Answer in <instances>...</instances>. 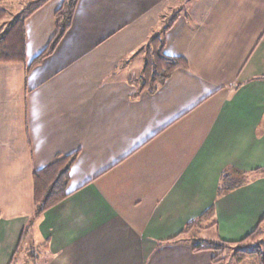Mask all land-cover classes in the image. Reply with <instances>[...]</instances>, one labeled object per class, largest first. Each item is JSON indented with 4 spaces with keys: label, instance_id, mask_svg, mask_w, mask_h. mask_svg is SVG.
I'll use <instances>...</instances> for the list:
<instances>
[{
    "label": "crops",
    "instance_id": "0c3cea01",
    "mask_svg": "<svg viewBox=\"0 0 264 264\" xmlns=\"http://www.w3.org/2000/svg\"><path fill=\"white\" fill-rule=\"evenodd\" d=\"M62 1L24 20L25 62L0 63V264L33 215L32 172L74 152L69 196L32 223L46 264H216L180 235L212 205L210 241L264 230V74L249 68L264 1L78 0L29 68ZM157 35L186 67L135 95ZM224 170L246 180L217 197Z\"/></svg>",
    "mask_w": 264,
    "mask_h": 264
},
{
    "label": "trees",
    "instance_id": "16d2710c",
    "mask_svg": "<svg viewBox=\"0 0 264 264\" xmlns=\"http://www.w3.org/2000/svg\"><path fill=\"white\" fill-rule=\"evenodd\" d=\"M11 0H0V28L2 21L8 15L5 8ZM48 0H41L37 4L28 3L20 9V14L15 16L9 24L0 29V63H24L26 54L24 20L36 9L42 6ZM78 0H63L61 5L54 12L53 36L48 45L29 63L32 68L39 64L41 60L49 56L56 48L58 42L69 29L73 13ZM166 29V28H165ZM164 40L161 35L152 36L148 39L145 47V61L138 77L129 82L135 86L136 94L142 91L154 93L163 84L176 69L185 68L186 61L183 57L167 55L164 51ZM77 153L58 155L45 166L32 172V202L33 215L28 222L32 225L34 220L46 212L48 209L56 206L66 199L68 183L70 178V168L76 159ZM255 173L264 175V169H256ZM245 180L232 177L229 170L222 171L220 181L217 187L216 196L229 192L244 184ZM214 212L213 205L198 217L188 221L184 230L180 233L184 238L193 229L200 227L201 223L208 220ZM24 227L21 232L20 246L26 231ZM263 230L258 225L254 230L247 234L238 242H229L225 240L204 241L198 239V243H192V250H211L213 253L212 261L216 264L222 263L224 255L228 249H233V259L240 264L246 259H256L257 264H264V252L260 250V243L264 242ZM186 239V238H185ZM251 246V248H247ZM12 260L10 261V264Z\"/></svg>",
    "mask_w": 264,
    "mask_h": 264
},
{
    "label": "rangeland",
    "instance_id": "374dc122",
    "mask_svg": "<svg viewBox=\"0 0 264 264\" xmlns=\"http://www.w3.org/2000/svg\"><path fill=\"white\" fill-rule=\"evenodd\" d=\"M33 1V2H32ZM41 0H11L9 4L5 5V8L8 10V15L1 23V28L5 27V25L9 24L15 18L18 13L20 14V9L27 5L28 3L37 4ZM255 2L264 1V0H254ZM0 28V29H1ZM264 47V44H263ZM260 53V52H259ZM256 53L254 56L249 68L254 74V76H259L261 73L264 74V57ZM232 177H237L240 179L246 180V174L235 173L231 171ZM36 220V219H35ZM34 220V221H35ZM28 223V222H27ZM27 225L26 231L24 233L23 239L20 243V246L16 247L19 243L17 242L16 247L13 249L12 256L10 261L12 260L11 264H46L48 261V252L44 248V243L40 242L38 237H36L34 230L32 229V225ZM212 225V220L203 221L200 227L193 229L187 236H185L186 240L192 243H198V239H202L204 241H210V239L214 238V234L216 229ZM264 229V226H263ZM21 235V234H20ZM264 236V230H263ZM262 236V237H263ZM247 248H251V246H247ZM260 250L264 252V242L260 243ZM234 250L228 249L226 254L224 255V259L221 264H237L232 257ZM10 264V262L8 263ZM240 264H257L256 259H246Z\"/></svg>",
    "mask_w": 264,
    "mask_h": 264
}]
</instances>
